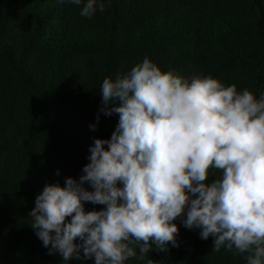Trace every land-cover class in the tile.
<instances>
[{"label": "trees", "instance_id": "obj_1", "mask_svg": "<svg viewBox=\"0 0 264 264\" xmlns=\"http://www.w3.org/2000/svg\"><path fill=\"white\" fill-rule=\"evenodd\" d=\"M103 3L104 12L87 18L70 0H0V264H65L48 254L29 213L45 186L79 179L94 140L116 130L119 116L100 112L105 78L147 57L185 79L210 76L264 97V0ZM220 175L213 170L209 182ZM175 223L179 247L153 244L125 264L179 263L189 242L187 264H247L246 253L214 252L213 237Z\"/></svg>", "mask_w": 264, "mask_h": 264}, {"label": "clouds", "instance_id": "obj_2", "mask_svg": "<svg viewBox=\"0 0 264 264\" xmlns=\"http://www.w3.org/2000/svg\"><path fill=\"white\" fill-rule=\"evenodd\" d=\"M70 2L87 18L106 8ZM100 94V112L119 116L116 130L94 140L79 179L45 186L29 213L48 254L65 264L143 260L153 244L179 247L182 218L214 238V252L264 264V97L210 76L185 79L147 57L105 78ZM213 170L221 175L209 182ZM86 203L104 207L86 211Z\"/></svg>", "mask_w": 264, "mask_h": 264}, {"label": "rangeland", "instance_id": "obj_3", "mask_svg": "<svg viewBox=\"0 0 264 264\" xmlns=\"http://www.w3.org/2000/svg\"><path fill=\"white\" fill-rule=\"evenodd\" d=\"M220 25H221V23H220ZM216 30L217 31L219 30L218 26H217ZM191 249H192V244L189 242L187 244L186 252H185L183 258L180 260L179 263L165 262L164 261V262H161L160 264H187V259H188L189 253L191 252Z\"/></svg>", "mask_w": 264, "mask_h": 264}]
</instances>
